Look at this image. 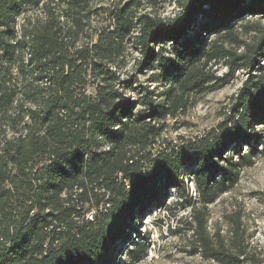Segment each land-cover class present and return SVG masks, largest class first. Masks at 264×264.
I'll return each mask as SVG.
<instances>
[{
  "label": "trees",
  "instance_id": "trees-1",
  "mask_svg": "<svg viewBox=\"0 0 264 264\" xmlns=\"http://www.w3.org/2000/svg\"><path fill=\"white\" fill-rule=\"evenodd\" d=\"M239 70L220 123L168 135ZM263 129L264 0H0V264L140 263L139 227L172 192L190 255L264 264L246 212L223 227L210 209L264 155Z\"/></svg>",
  "mask_w": 264,
  "mask_h": 264
},
{
  "label": "rangeland",
  "instance_id": "rangeland-1",
  "mask_svg": "<svg viewBox=\"0 0 264 264\" xmlns=\"http://www.w3.org/2000/svg\"><path fill=\"white\" fill-rule=\"evenodd\" d=\"M160 11L163 15H174L177 11L176 4H166ZM130 61L127 71L135 74L132 68L134 59ZM225 71L226 68L223 67L220 73ZM248 76L247 71L239 70L229 84L214 92L195 96L187 115L176 122L179 125L178 129L170 128L168 135L191 137L216 126L225 117L233 101L232 96ZM139 79L140 81L147 80L144 74H139ZM261 132L264 137V129ZM176 198L175 193L172 192L167 197L165 205L153 211L140 225V234L137 236L143 238L149 234L151 249L137 264H205L198 255L189 254L186 218L190 215V209H184L174 203ZM234 207L242 208L246 212L245 220L251 233L254 234L252 243L264 253V155L257 158L254 166L242 172L240 182L233 191L222 196L211 206L213 222L219 221L220 225L225 227L221 214ZM119 262L120 264H132L127 260L124 248H122Z\"/></svg>",
  "mask_w": 264,
  "mask_h": 264
},
{
  "label": "built area",
  "instance_id": "built-area-1",
  "mask_svg": "<svg viewBox=\"0 0 264 264\" xmlns=\"http://www.w3.org/2000/svg\"><path fill=\"white\" fill-rule=\"evenodd\" d=\"M191 184H192V183H191ZM93 213H94V211H92V212L88 215V217H89L90 219L93 218Z\"/></svg>",
  "mask_w": 264,
  "mask_h": 264
}]
</instances>
